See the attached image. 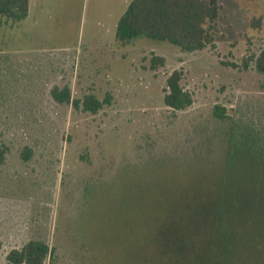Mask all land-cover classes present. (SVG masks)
Here are the masks:
<instances>
[{
  "label": "rangeland",
  "instance_id": "374dc122",
  "mask_svg": "<svg viewBox=\"0 0 264 264\" xmlns=\"http://www.w3.org/2000/svg\"><path fill=\"white\" fill-rule=\"evenodd\" d=\"M129 1L32 0L27 19L0 18V82L5 74L9 82L0 85L7 149L0 264L31 239L48 244L46 264L213 262L192 251L206 248L203 240L185 239L192 248L177 258L166 254L171 241L159 242L158 234L174 229L177 213L195 210V200L219 193L222 170L190 156L203 152L197 144L234 117L264 127V73L254 63L264 52V0H218L212 42L193 53L116 40ZM154 57L164 63L153 65ZM175 70L192 97L183 111L163 103ZM54 87H68L73 100L92 95L102 107L93 114L58 104ZM25 148L27 161L20 156ZM239 238L250 241L244 232Z\"/></svg>",
  "mask_w": 264,
  "mask_h": 264
},
{
  "label": "trees",
  "instance_id": "16d2710c",
  "mask_svg": "<svg viewBox=\"0 0 264 264\" xmlns=\"http://www.w3.org/2000/svg\"><path fill=\"white\" fill-rule=\"evenodd\" d=\"M28 11L29 0H0V18L9 22L24 20ZM218 14V0H130L116 22L115 38L123 44L146 39L168 44L185 53L198 52L211 44V29ZM253 22L259 25L260 21L254 19ZM152 62L153 65L164 63L158 57H154ZM254 63L256 70L264 73V52L254 59ZM4 76L1 86L9 85L7 74ZM15 80L23 89L27 85L20 79ZM50 96L58 104H70L77 109L81 106L93 114L102 107V103L92 95L81 101L73 100L68 87H54ZM163 103L175 111H183L192 104L191 95L181 86V72L178 70L166 79ZM233 119L237 121L229 123L227 129H215L210 132V137L197 144L203 152L195 150L190 154L197 162L206 159L220 167L219 193L209 196L205 203L195 200L196 209L184 212L187 216L183 212L177 213L174 229L159 231V242L171 241L162 244L166 246V254L181 257L183 250L192 248L183 246L184 240L194 239L205 242L206 248L194 247L192 251L205 252L207 259L213 260L209 264H264V127H256L239 117ZM1 136L0 130V167L7 158ZM20 156L27 161L31 151L25 148ZM179 159L183 158L172 160L177 163ZM242 225L247 226L241 228ZM255 226L259 228L255 229ZM241 232L250 241L239 238ZM236 250L242 257H235ZM50 255L46 242L31 239L19 249L10 250L6 261L7 264H46Z\"/></svg>",
  "mask_w": 264,
  "mask_h": 264
},
{
  "label": "crops",
  "instance_id": "0c3cea01",
  "mask_svg": "<svg viewBox=\"0 0 264 264\" xmlns=\"http://www.w3.org/2000/svg\"><path fill=\"white\" fill-rule=\"evenodd\" d=\"M31 9H32V0H29V11L27 17L29 16ZM27 17L25 19H27Z\"/></svg>",
  "mask_w": 264,
  "mask_h": 264
}]
</instances>
